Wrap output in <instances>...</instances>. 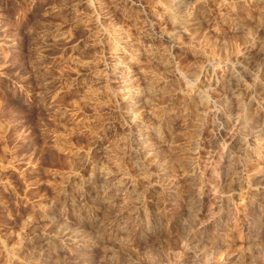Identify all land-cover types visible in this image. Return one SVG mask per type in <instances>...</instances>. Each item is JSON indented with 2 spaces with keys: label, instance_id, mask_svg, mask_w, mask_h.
<instances>
[{
  "label": "rangeland",
  "instance_id": "obj_1",
  "mask_svg": "<svg viewBox=\"0 0 264 264\" xmlns=\"http://www.w3.org/2000/svg\"><path fill=\"white\" fill-rule=\"evenodd\" d=\"M0 264H264V0H0Z\"/></svg>",
  "mask_w": 264,
  "mask_h": 264
}]
</instances>
